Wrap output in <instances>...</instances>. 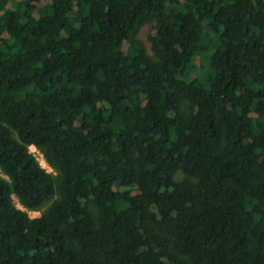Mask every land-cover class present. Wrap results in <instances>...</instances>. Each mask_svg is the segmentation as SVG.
<instances>
[{
	"label": "trees",
	"instance_id": "16d2710c",
	"mask_svg": "<svg viewBox=\"0 0 264 264\" xmlns=\"http://www.w3.org/2000/svg\"><path fill=\"white\" fill-rule=\"evenodd\" d=\"M0 171V264H264V0H0Z\"/></svg>",
	"mask_w": 264,
	"mask_h": 264
},
{
	"label": "rangeland",
	"instance_id": "374dc122",
	"mask_svg": "<svg viewBox=\"0 0 264 264\" xmlns=\"http://www.w3.org/2000/svg\"><path fill=\"white\" fill-rule=\"evenodd\" d=\"M155 34V28L153 26H150L149 24L144 26L143 29L141 30V40L144 41V44L146 45L148 51L152 53V42H151V37ZM30 151L36 156L37 160L39 163L44 167L48 172L52 173L53 175H57L56 169H54L46 160L43 152L38 149L35 145H30ZM0 175L5 176L1 171ZM58 197L57 194L54 195V197L41 209V210H29V214L32 217H37L40 216L41 213L49 206L56 198ZM15 202L16 204L20 207L25 209L20 201L15 197ZM26 210V209H25Z\"/></svg>",
	"mask_w": 264,
	"mask_h": 264
}]
</instances>
